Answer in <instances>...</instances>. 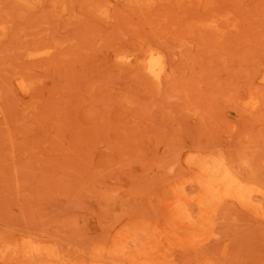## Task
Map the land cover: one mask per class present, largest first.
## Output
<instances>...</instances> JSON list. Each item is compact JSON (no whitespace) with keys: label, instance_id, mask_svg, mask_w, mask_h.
I'll list each match as a JSON object with an SVG mask.
<instances>
[{"label":"rangeland","instance_id":"1","mask_svg":"<svg viewBox=\"0 0 264 264\" xmlns=\"http://www.w3.org/2000/svg\"><path fill=\"white\" fill-rule=\"evenodd\" d=\"M0 264H264V0H0Z\"/></svg>","mask_w":264,"mask_h":264},{"label":"bare ground","instance_id":"2","mask_svg":"<svg viewBox=\"0 0 264 264\" xmlns=\"http://www.w3.org/2000/svg\"><path fill=\"white\" fill-rule=\"evenodd\" d=\"M163 68V62L161 57H155L153 53L151 54L150 63H149V69L150 71L156 75L159 76V73L161 72Z\"/></svg>","mask_w":264,"mask_h":264}]
</instances>
